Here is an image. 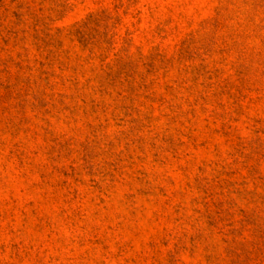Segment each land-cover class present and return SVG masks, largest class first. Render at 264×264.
I'll return each mask as SVG.
<instances>
[{
  "label": "rangeland",
  "instance_id": "1",
  "mask_svg": "<svg viewBox=\"0 0 264 264\" xmlns=\"http://www.w3.org/2000/svg\"><path fill=\"white\" fill-rule=\"evenodd\" d=\"M0 264H264V0H0Z\"/></svg>",
  "mask_w": 264,
  "mask_h": 264
}]
</instances>
